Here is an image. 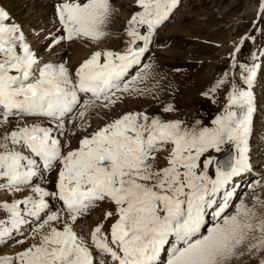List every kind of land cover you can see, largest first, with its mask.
<instances>
[{
	"label": "snow or ice",
	"instance_id": "obj_1",
	"mask_svg": "<svg viewBox=\"0 0 264 264\" xmlns=\"http://www.w3.org/2000/svg\"><path fill=\"white\" fill-rule=\"evenodd\" d=\"M134 2L139 10L126 21L123 50H94L74 69L38 56L0 7V126L10 117L42 121L17 124L0 142V190L13 196L0 203L6 214L0 246H19L0 255V264H264V201L236 202V179L250 170L251 89L264 49L251 54L250 64L237 54L255 37H242L228 54L246 89L237 86L235 71L209 89L231 87L212 127L123 111L106 120L101 115L103 126L88 131L90 112L110 113L124 94L142 91L136 85L151 65L134 76L131 70L178 4ZM113 12L110 0H57L55 31L36 35L53 51L65 41L97 44L109 35ZM257 20H264V0ZM253 27L264 36L256 21ZM67 124L82 133L77 147ZM225 146L234 154L218 159L213 153ZM100 203L111 207L104 220L78 233V222Z\"/></svg>",
	"mask_w": 264,
	"mask_h": 264
},
{
	"label": "rangeland",
	"instance_id": "obj_2",
	"mask_svg": "<svg viewBox=\"0 0 264 264\" xmlns=\"http://www.w3.org/2000/svg\"><path fill=\"white\" fill-rule=\"evenodd\" d=\"M56 2L57 0H0V7L9 13L12 20L22 26L31 47L38 56L55 63L67 61L70 69H74L81 62L79 60L73 62L71 57L72 52L78 50L82 43L83 49L86 50L80 57L82 61L91 54L87 55L89 52L97 49L122 51L127 39L124 34L126 21L132 13L139 10L134 0H110L114 12L107 27L108 36L97 44L87 41H65L61 46L62 51L58 49L53 52L44 48L45 42L39 37L47 35L49 30L55 31L53 23ZM259 5L260 0H178L177 7L157 30L150 50L139 65L140 70L143 64L151 65L150 69L141 73L146 79L136 85L142 91L124 94L123 100L119 101L110 113L103 108L90 112L86 119L90 120L92 127L88 131L103 126L104 120L100 119L101 115L106 120L123 111H145L149 115H160L162 119L181 120L188 127L197 121H200L202 126L212 127V121L223 114L231 90L230 84H225L216 92H209L217 80L225 72H228V79L231 80L235 71L237 86L246 89V85L240 80L239 68L235 70L230 68L231 61L228 54L232 51L233 45L242 37H255V41L246 39L240 53L237 54L241 63H252L251 54L256 52L259 56L260 50L264 49V36L253 27V22L256 21V29L264 28V20H257ZM36 34H39V37ZM257 62L262 63V66L251 89L255 111L252 116L247 155L249 165L257 167L258 171L249 175L242 174L240 180L243 183L247 181L245 183L247 189L245 190L242 185L237 188V192L244 189L246 193L244 201L249 206H252L254 197L264 201V57ZM134 68L131 70L133 76L136 75ZM169 104L172 105L173 110L164 113L163 108ZM9 120L10 123L6 127L0 126V142L6 131H11L17 124L23 126L25 122H42L38 118L10 117ZM66 127L75 131V135L71 137V144L77 147L82 133L76 131L73 126ZM66 138L67 134L61 137L62 142ZM230 149L231 146H225V151L213 154L218 157ZM251 177H255L256 182L249 187L251 181L248 183V180ZM22 195L24 193H16L15 198L19 199ZM240 198L239 195L236 202H239ZM12 199L13 196L6 190H0V203L10 202ZM110 210L111 207L107 203H100L91 210L89 216L78 222L77 232H87L96 223L103 221L105 213ZM257 210H260L259 203ZM93 211H97L99 220L96 222L97 217H94V222H88L89 217L94 216ZM5 215L0 211V219H4ZM107 225L108 222H105V227ZM17 250L19 246H0V255L11 254Z\"/></svg>",
	"mask_w": 264,
	"mask_h": 264
},
{
	"label": "bare ground",
	"instance_id": "obj_3",
	"mask_svg": "<svg viewBox=\"0 0 264 264\" xmlns=\"http://www.w3.org/2000/svg\"><path fill=\"white\" fill-rule=\"evenodd\" d=\"M31 37V36H30ZM82 45H83V43L81 44V46H80V48L78 49V50H76L75 52H72L73 53V56L71 57V60L73 61V62H76L77 60H79V62L81 61L82 62V59L80 58L81 56H82V54L84 55L85 54V52H86V50H84L83 49V47H82ZM62 46V45H61ZM61 46L59 47V48H57L55 51H58V49H60L61 51H62V48H61ZM74 49V48H73ZM54 52V51H53ZM91 52H89L87 55H89ZM50 54V53H49ZM49 57H52L53 58V56H49ZM84 60V59H83ZM73 65H75V63L73 64ZM72 69V68H71ZM134 69H136V74L138 73V72H140V69H139V66H137L136 68H134ZM135 75V74H134ZM39 119V118H38ZM40 120V119H39ZM41 121V120H40ZM66 126H70V128L73 126L72 124H67ZM250 167H253L254 169L252 170V168H250V172H253V173H256L257 171H258V169H257V167H254V166H250ZM252 170V171H251ZM251 179V183L248 185L249 187H251L255 182H256V179H255V177H251L250 178ZM250 179L248 180V181H250ZM245 186V185H244ZM248 187V188H249ZM245 188H247V187H244V189ZM244 189H242L241 191H239L238 193L240 194V192H241V198L240 199H242V200H244L245 199V197H246V193H244ZM93 214H94V216H93V218L90 216L89 217V219L87 220L88 222H94V217H97V219H96V222H97V220H99L98 219V214H96L97 213V211H93L92 212ZM101 216V215H100ZM100 220H102V218L100 219ZM85 220H83V222H84ZM83 224V223H82ZM85 224V223H84Z\"/></svg>",
	"mask_w": 264,
	"mask_h": 264
},
{
	"label": "water",
	"instance_id": "obj_4",
	"mask_svg": "<svg viewBox=\"0 0 264 264\" xmlns=\"http://www.w3.org/2000/svg\"><path fill=\"white\" fill-rule=\"evenodd\" d=\"M231 154H233V153H232L231 150H229L228 152H226L225 154H223V155H221V156H219V157H217V158H218V159H224L226 156L231 155Z\"/></svg>",
	"mask_w": 264,
	"mask_h": 264
}]
</instances>
